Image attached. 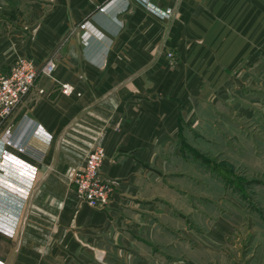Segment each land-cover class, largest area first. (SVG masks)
<instances>
[{
  "label": "crops",
  "instance_id": "0c3cea01",
  "mask_svg": "<svg viewBox=\"0 0 264 264\" xmlns=\"http://www.w3.org/2000/svg\"><path fill=\"white\" fill-rule=\"evenodd\" d=\"M36 3L0 35L1 71L20 57L56 61L0 116V264L121 262V251L161 236L173 209L163 208L164 174L202 103L225 92L229 70L264 65V0ZM26 146L40 162L19 153ZM97 146L114 187L103 209L71 184Z\"/></svg>",
  "mask_w": 264,
  "mask_h": 264
},
{
  "label": "rangeland",
  "instance_id": "374dc122",
  "mask_svg": "<svg viewBox=\"0 0 264 264\" xmlns=\"http://www.w3.org/2000/svg\"><path fill=\"white\" fill-rule=\"evenodd\" d=\"M38 1L50 2L0 0V35ZM229 74L225 92L202 103L194 129L182 135L176 168L164 174L163 208L173 209L161 236L102 264H264V65Z\"/></svg>",
  "mask_w": 264,
  "mask_h": 264
},
{
  "label": "built area",
  "instance_id": "2783aa9c",
  "mask_svg": "<svg viewBox=\"0 0 264 264\" xmlns=\"http://www.w3.org/2000/svg\"><path fill=\"white\" fill-rule=\"evenodd\" d=\"M165 11L169 15L172 9L166 8ZM165 55L171 59L173 52L167 50ZM55 66L56 61L53 57H48L39 67L30 59L16 58L7 72L0 70V116L2 118L9 116L33 87L38 74L50 76ZM70 89L68 84L61 85L64 93ZM39 92L42 90L39 89ZM19 152L37 162L42 159V154L29 146L21 148ZM104 159L105 149L102 146L95 147L87 153L83 166L76 170L71 178L80 201L97 209L106 208L113 191V184L100 176Z\"/></svg>",
  "mask_w": 264,
  "mask_h": 264
},
{
  "label": "trees",
  "instance_id": "16d2710c",
  "mask_svg": "<svg viewBox=\"0 0 264 264\" xmlns=\"http://www.w3.org/2000/svg\"><path fill=\"white\" fill-rule=\"evenodd\" d=\"M20 153V152H19ZM21 154V153H20Z\"/></svg>",
  "mask_w": 264,
  "mask_h": 264
}]
</instances>
